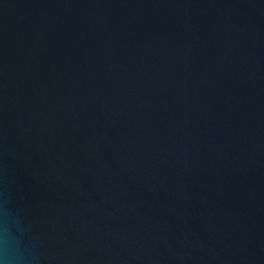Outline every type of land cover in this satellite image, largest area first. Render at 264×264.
<instances>
[{"label": "water", "instance_id": "water-1", "mask_svg": "<svg viewBox=\"0 0 264 264\" xmlns=\"http://www.w3.org/2000/svg\"><path fill=\"white\" fill-rule=\"evenodd\" d=\"M0 264H264V0H0Z\"/></svg>", "mask_w": 264, "mask_h": 264}]
</instances>
